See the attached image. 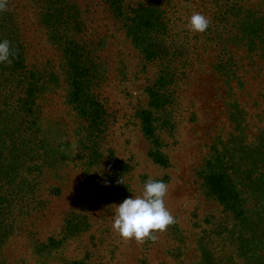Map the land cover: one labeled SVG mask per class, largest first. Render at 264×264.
I'll use <instances>...</instances> for the list:
<instances>
[{"label":"rangeland","instance_id":"374dc122","mask_svg":"<svg viewBox=\"0 0 264 264\" xmlns=\"http://www.w3.org/2000/svg\"><path fill=\"white\" fill-rule=\"evenodd\" d=\"M73 1L94 121L75 105L44 0L6 8L23 61L0 69V264H264L240 247L264 249V0H124L122 18L107 0ZM195 13L203 33L189 30ZM215 170L233 178L242 218L209 191ZM149 179L168 185L175 223L125 241L116 205Z\"/></svg>","mask_w":264,"mask_h":264},{"label":"trees","instance_id":"16d2710c","mask_svg":"<svg viewBox=\"0 0 264 264\" xmlns=\"http://www.w3.org/2000/svg\"><path fill=\"white\" fill-rule=\"evenodd\" d=\"M124 0H107L109 8L111 9L112 13L115 15L116 18H122V10ZM6 6L5 9L0 11V39H7L11 43V48L14 51L15 55L11 58V63H4L0 64V69H2L5 73H9L12 70V67L15 65L22 64L23 61V54L21 57V51L19 48L21 47V43L17 37V33L14 31V27L10 28L8 25L13 24V19L11 17V12L6 9L7 7L11 6L9 4H13L14 0H5ZM43 11L46 10V13L43 15L41 14L42 18L44 17V22L47 26L51 27L49 30L50 37L52 41H54L59 47L63 49L65 57L67 59L66 67L69 71L68 73L72 77V82L74 81V97H75V105L78 107L80 112L88 111L90 113L92 120L96 119V116L100 115L102 111V107L95 102H88L82 100L83 95H87L89 98L90 93V85H91V71L92 69V61L87 56H83L80 54V48L74 44V40L72 36L68 35L70 30L75 31L77 34L83 29L84 22L77 14L76 3L73 0H44ZM47 7V8H46ZM66 13L65 21L63 20V15ZM79 17V18H78ZM78 18V19H77ZM121 20L119 19V22ZM130 35L132 36L133 41L138 45L140 43V32H138L137 26L129 27ZM135 44V45H136ZM15 62V65L12 63ZM6 81V78L4 79ZM86 84V86L84 85ZM4 86L11 89L12 86H8L5 84ZM10 93V92H4ZM3 93V94H4ZM4 96L2 95L1 100L9 101L11 98L2 99ZM0 100V105H2ZM25 110V109H23ZM7 118H3L0 122L6 123ZM10 121V120H9ZM16 126L13 123H7L6 128L9 129ZM148 127L151 125L147 124ZM2 140H0V143ZM233 178L230 174L220 171L208 173L205 177L206 185L211 193L217 198V200L227 209L231 210L235 213V217L237 219L242 218L241 208V193L236 191V187ZM4 181L3 177H0V183ZM6 185V182H3ZM1 203L5 206H1V210L7 212L10 203V200L3 197L0 198V205ZM1 228V226H0ZM1 233V229H0ZM247 241L241 242L242 250L247 252L245 253H255V254H263L264 249L260 247L258 243H251L249 241V245L245 246ZM257 251V252H256ZM264 260V256H263ZM264 263V261L262 262Z\"/></svg>","mask_w":264,"mask_h":264},{"label":"clouds","instance_id":"9594fccd","mask_svg":"<svg viewBox=\"0 0 264 264\" xmlns=\"http://www.w3.org/2000/svg\"><path fill=\"white\" fill-rule=\"evenodd\" d=\"M6 6L0 0V11ZM210 20L201 13L193 14L188 23L191 32H205ZM15 53L7 39H0V64L11 63ZM121 183L122 180L120 181ZM168 185L163 180L149 179L145 182L142 194L130 196L116 205L114 212V231L125 241L135 239L143 242L152 238L156 231L163 232L175 223V218L166 206Z\"/></svg>","mask_w":264,"mask_h":264}]
</instances>
